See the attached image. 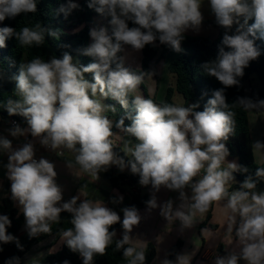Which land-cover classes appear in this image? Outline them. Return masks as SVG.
<instances>
[{"label": "clouds", "instance_id": "obj_1", "mask_svg": "<svg viewBox=\"0 0 264 264\" xmlns=\"http://www.w3.org/2000/svg\"><path fill=\"white\" fill-rule=\"evenodd\" d=\"M208 5L215 23L225 31L216 59L201 67L224 87L213 91L202 111L196 110L198 103L187 107L158 105L135 96V114L126 112L115 122L117 129L138 141L125 148L132 159L126 161L113 150V122L102 113L106 109L115 112V105L96 97L110 98L127 109L128 96L136 91L144 73L131 71L120 54L126 52V46L140 51L157 41L181 52L184 34L199 32L202 27L201 0H88V8L110 17L111 34L103 26L90 29L92 43L82 49V55L92 58L87 65L74 62L69 52L47 62L35 57L20 63L18 74L12 77L19 99H9L5 109L9 116L23 117L27 127L14 123L8 132L14 138H38L41 146L61 150L58 155L65 149L75 153L76 164L97 180L99 173L113 165L121 171L129 168L139 176L141 186H151L150 198L145 201L148 209L159 207L167 220H179L181 231L191 228L196 215L206 213L214 202L226 201L227 228L231 232L235 226L241 247L239 253L217 255L213 264H239L241 259L246 264H264V191L254 190L258 181L251 175L238 190H228L233 173L249 169L226 161L230 155L226 141L234 131L235 113L224 110L229 108L225 89L239 85L244 69L261 55L256 40H264V0H208ZM78 7L74 0H67L58 11L67 16ZM36 11L37 0H0V22ZM249 20L254 22L249 25ZM129 22L134 26L129 27ZM234 26V33L229 34ZM45 34L58 38V31L40 23L19 32L5 26L0 28V48L12 37L23 46H39ZM86 73L92 74V81L86 79ZM237 102L246 110L264 109V99L241 97ZM125 119L130 125L125 126ZM254 144L257 150L264 149V143ZM0 152L7 154V163L0 161V165L30 239L50 233L51 223L59 222L61 213L67 212L72 227L61 232L62 243L79 254L82 264H94V257L105 255L117 237L113 226L119 223L123 232L122 238L116 239V249L123 250L128 264H145L146 244L125 247L131 244V233L142 220L136 206L122 208L121 220L103 200L81 199L86 196L82 189L65 200L64 188L57 183L56 165L44 157L36 159L31 140L14 148L10 139L0 135ZM254 175L264 178V168H257ZM162 188L178 192L177 207L171 199L158 203L157 193ZM122 201V196L112 199L113 204ZM11 224L8 215L0 214V244L15 243L23 250L19 239L8 232ZM191 259L188 254H178L175 260L165 258L162 264H191ZM5 264H21V260L12 257ZM63 264L70 262L64 260Z\"/></svg>", "mask_w": 264, "mask_h": 264}, {"label": "trees", "instance_id": "obj_2", "mask_svg": "<svg viewBox=\"0 0 264 264\" xmlns=\"http://www.w3.org/2000/svg\"><path fill=\"white\" fill-rule=\"evenodd\" d=\"M74 2L77 3L79 7L72 10L67 16L58 11L62 5H66L67 0H37L36 12L22 13L14 19L6 18L4 21L0 22V28L9 26L16 29L17 32L26 26L34 28L37 23H40L47 29L58 31V38L45 34V41L39 46H23L15 37H12L6 40V47L0 48L1 119L16 120L22 125H27L23 117L19 115L9 116L5 109V105L9 99H19L15 91V81L12 77L18 74L20 63H27L35 57H40L47 62L53 57H62L64 52H69L73 58L78 59L79 63L82 65H87L92 62L91 57L82 55V49L92 43L89 32L90 29L97 27L94 23V18H101L106 21H109L110 18L101 16L94 9L88 8V0H74ZM253 22L254 20H249L248 24L251 25ZM212 24L217 29V35L214 39L184 34L181 47L189 49L190 53L181 55L168 64L167 72L174 76L175 83L173 87L167 88L163 101L158 105H163L165 103L174 105L172 98L175 93H178L183 97L185 105L198 103L199 107L196 110L202 111L208 99L212 97L213 91L224 87L215 77L207 75L201 67L204 63L216 59L225 31V29L215 23V19L212 21ZM132 26L134 25L129 22V27ZM234 31L235 26L229 34H233ZM256 44L261 49V55L256 60L250 61L249 66L244 69L243 77L238 78L240 80L239 85L225 89L226 101L229 104V108L224 110L235 113L234 131L229 135V139L226 141V146L230 152L228 157L236 158L239 165L249 169L246 173H233L234 180L229 182V191L238 190L243 181L250 175L254 180L258 181L257 186L262 184V178H257L254 174L257 168H264V163L262 165H257L254 161L247 110L237 102L238 98L245 97L246 90L249 91L251 98L256 99L257 97L259 100L264 99V40H256ZM161 46L162 44H160L159 41L156 42L155 46L146 45L143 50H140L142 55L140 70L129 69L138 75L143 72L144 79L148 73L150 63L156 57L162 58L164 56L166 48L160 50ZM126 48L130 47L126 46ZM225 50L227 51L229 49L225 48ZM86 74L92 81V74ZM251 75H255L260 83V89L257 93L251 88L249 89V78ZM156 81H159L157 74ZM139 86L144 91V98L153 100L145 93L143 84L140 83ZM133 99L132 96H128L129 103L127 109L122 108L118 102L110 98L105 99L106 104L115 105L116 111L113 112L111 109H106L104 116L111 119L113 122L112 131H122L132 140H135L130 134L115 127V122L121 117H124L126 112L135 114V108L132 104ZM153 102L155 103L154 100ZM130 123V120L125 119V126L130 125ZM113 150L124 157L126 161L132 159L127 157L125 153L114 144ZM126 169L130 171L129 168ZM135 176L139 177L138 175ZM104 177L113 188H118L119 184L125 179L123 174L113 176L111 173H108L105 174ZM128 183L131 182L128 181ZM148 199V197L139 199L138 196H134L130 206L134 205L140 210L147 206L145 201ZM0 214L9 216L12 224L11 227L8 228V232L17 237L20 244L23 246V250H20L16 247L15 243L0 244V248L3 249V251H0V264H5V262L12 257H19L21 264H24L25 255H27L34 246L42 242H47L46 248L49 249L54 242L61 238V232L63 230L72 227L70 223L71 214L63 212L61 213L59 222L51 223L50 233H41L36 238L30 239L27 231L20 233V229L24 223V216L23 214H19L15 209L14 202L10 198V191L7 196L0 200ZM118 225L119 223L114 225L113 228L115 229ZM116 239L120 238L113 239V243L107 248L105 255H97L94 257V264H128V260L123 257V250L121 249L118 251L116 249ZM179 245L180 242L170 250L168 259L175 260ZM128 246L131 245H125V247ZM154 256V247L149 244L146 248L145 264H149ZM64 260H68L70 264H82V259L79 254L73 253L65 244H62L56 253H48L37 264H63Z\"/></svg>", "mask_w": 264, "mask_h": 264}, {"label": "crops", "instance_id": "obj_3", "mask_svg": "<svg viewBox=\"0 0 264 264\" xmlns=\"http://www.w3.org/2000/svg\"><path fill=\"white\" fill-rule=\"evenodd\" d=\"M213 20V16L209 14V16L204 17V21L199 32L189 30L185 33V35L204 36L214 39L217 35V29L212 24ZM185 51L186 52L182 54L190 53L189 49H186ZM126 55H128L127 64H133L132 61H134L138 64V67L136 68L138 70L142 59L141 52L131 50ZM158 60L159 58L156 57L150 63L148 73L145 77L146 80H150L153 77L156 84V87L154 88V94L156 96V92H158V94H161V92L165 93L168 87L173 86V77L167 72L168 65L164 64V68L162 67L161 72L159 66H157ZM155 73L159 77L158 83L156 82ZM250 88L255 93H257L260 89V83L255 75H251L249 78V89ZM245 97L250 98L253 101L259 100L257 97L256 99L251 98L248 90L245 92ZM154 101L156 104L160 103V101ZM182 106L187 107L188 105H185L183 101ZM247 115L254 161L257 165H262L264 163V149L257 150L254 143L257 141L264 143V109L247 110ZM21 127H27V125L21 124ZM10 128L9 120L0 118V135L10 139L14 148H16L20 141H24L26 143L31 140L35 148V158L39 159L44 157L56 165V171L58 173L57 183L64 188L65 200L77 195L82 189L83 192L86 193V196L82 195L81 199L87 198L93 200H103L108 207L115 210L121 216L122 220L123 212L121 209L130 206L134 196H138L139 199H142L143 197L150 198L151 186H141L139 184V177L135 176L127 169L121 171L117 166L113 165L106 172L99 173V179L97 180L95 177L85 173L80 166L76 164L75 153L65 149L64 154L62 156H58L56 152L52 150L47 151L45 147L41 146L38 138H33L30 135L18 138L10 136L8 132V129ZM113 133L114 134L111 137L113 144L119 147L127 157L132 158L130 154H126L125 148L126 146L134 147L138 141L132 140L122 131H113ZM7 160V154L0 152V161L6 164ZM226 161H234L238 163L236 158H229L228 156L226 157ZM69 164H71V167L68 166ZM222 167H226V163L222 165ZM108 173H111L113 176L123 174L125 179L119 184L118 188H113L104 177V175ZM203 174L204 173L202 171L200 176ZM132 176H135L136 178L135 184L128 183V181L131 182L130 180ZM200 176L194 179H199ZM254 190L264 191V178H262V184L257 186ZM9 191L10 182L6 179L4 168L0 165V200L7 196ZM186 191L190 194V189H186ZM178 195V192L162 188L160 192L157 193L158 203L162 205L165 201L171 199L174 202L173 207L175 208L180 204ZM120 196L123 197V201L121 203L113 204L112 199H118ZM225 203L226 201L214 202L206 213L202 215L198 213L196 215L194 224L191 228H186L183 231H181V223L179 220H167L160 215L159 207L149 210L146 206L139 210L142 220L139 226L135 227L131 233L133 238L130 245L136 247L143 242L146 244L147 248V246L151 244L154 247L155 256L149 264H162V261L165 258L168 259L170 250L175 247L178 242H180V245L177 250V255L188 254L192 257L191 264H213L217 255L224 256L231 252L239 253L241 245L239 244L238 237L236 236L235 226L231 232H229L227 228L228 210L224 208ZM14 207L19 214H22L19 212L15 203ZM115 230L117 232L116 238H122L123 229L120 224L115 228ZM24 231H26L25 219L20 229V233H23ZM47 244V242H42L34 246L32 249L42 247L40 250L44 249L49 253H56L63 243L62 239L59 238L49 249L46 248ZM31 253L32 252L30 251L28 255H31ZM239 264H246V262L241 259Z\"/></svg>", "mask_w": 264, "mask_h": 264}, {"label": "rangeland", "instance_id": "obj_4", "mask_svg": "<svg viewBox=\"0 0 264 264\" xmlns=\"http://www.w3.org/2000/svg\"><path fill=\"white\" fill-rule=\"evenodd\" d=\"M201 10H202V12H203V14H204V17H206V16H209V14L210 15H212L211 13H210V9H209V5H208V0H201ZM213 16V15H212ZM110 18V17H109ZM213 18H214V16H213ZM215 19V18H214ZM94 23H95V25L97 26V27H101V26H103V27H107L108 29H109V34H111V26H110V24H109V21H106V20H103V19H101V18H94ZM163 48H166V52H165V54H164V56L162 57V58H159V60H158V63H157V66H159V68H160V70L162 69V67L164 68V64L165 65H168L170 62H172L175 58H177V57H179V56H181V55H185V54H182V53H185L186 51V49L187 48H185V47H181L182 48V51L181 52H176V51H174V50H172L169 46H167V45H162L161 46V50L163 49ZM132 49H130V48H126V52H124V53H121L122 55H124L125 57H126V63H125V66L126 67H129V68H131V69H136L137 67H138V64H136L134 61H132V63L133 64H127V61H128V58H127V56L128 55H126L129 51H131ZM78 61V59H74V62H77ZM79 62V61H78ZM80 64V63H79ZM139 70H140V67H139ZM161 72H162V70H161ZM170 76H172V75H170ZM85 77H86V79H88L89 81H91L90 80V78H88V76H87V74H85ZM173 77V86H174V83H175V78H174V76H172ZM157 82V81H156ZM159 82V81H158ZM157 82V83H158ZM141 83L143 84V86H144V88H145V93L149 96V97H151L153 100H156V101H160V103L163 101V98H164V95H165V93L164 92H161V94H158V92H156L157 93V96L154 94V92H155V87H156V84H155V82H154V79H153V77H152V79H150V80H146L145 78L141 81ZM157 86H158V84H157ZM172 86V87H173ZM245 89H246V87H245ZM130 96H132L133 98L135 97V96H137V95H139V96H143L144 97V91H143V89L138 85V87H137V89H136V91H134V92H132V93H130L129 94ZM158 95H159V99H158ZM97 99H100L101 100V102L102 103H105L106 104V102H105V99L103 98V97H100L99 95H97V97H96ZM172 100H173V103L175 104V106H182V104H183V97L180 95V94H178V93H175L174 94V96H173V98H172ZM106 111V110H105ZM105 111L102 113L103 115L105 114ZM40 248H42V247H40ZM40 248H37L36 247V249L34 248V249H31V255H25V257H24V260H25V264H29V263H31V264H37L40 260H42L49 252H47V250H44V249H41L40 250ZM33 250V251H32Z\"/></svg>", "mask_w": 264, "mask_h": 264}, {"label": "built area", "instance_id": "obj_5", "mask_svg": "<svg viewBox=\"0 0 264 264\" xmlns=\"http://www.w3.org/2000/svg\"><path fill=\"white\" fill-rule=\"evenodd\" d=\"M14 123L15 124H19L20 126H21V123H19L18 121H16V120H9V126L12 128L13 127V125H14ZM25 142L24 141H20L19 143H18V145L16 146V148L17 147H20V146H22L23 144H24ZM47 151H51L50 149H47V148H45ZM59 151H61V150H57L56 151V154H57V152H59ZM64 152H65V150H63V154H64ZM62 154V155H63ZM58 155V154H57ZM62 155H58V156H62Z\"/></svg>", "mask_w": 264, "mask_h": 264}, {"label": "water", "instance_id": "obj_6", "mask_svg": "<svg viewBox=\"0 0 264 264\" xmlns=\"http://www.w3.org/2000/svg\"><path fill=\"white\" fill-rule=\"evenodd\" d=\"M136 183V178H135V176H132L131 177V184H135Z\"/></svg>", "mask_w": 264, "mask_h": 264}]
</instances>
